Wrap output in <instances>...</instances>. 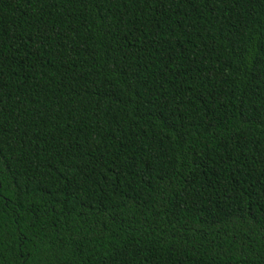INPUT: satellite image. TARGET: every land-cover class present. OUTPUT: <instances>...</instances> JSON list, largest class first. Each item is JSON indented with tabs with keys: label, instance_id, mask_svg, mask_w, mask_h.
<instances>
[{
	"label": "trees",
	"instance_id": "16d2710c",
	"mask_svg": "<svg viewBox=\"0 0 264 264\" xmlns=\"http://www.w3.org/2000/svg\"><path fill=\"white\" fill-rule=\"evenodd\" d=\"M0 264H264V0H0Z\"/></svg>",
	"mask_w": 264,
	"mask_h": 264
}]
</instances>
